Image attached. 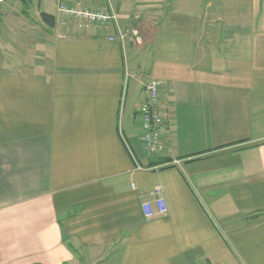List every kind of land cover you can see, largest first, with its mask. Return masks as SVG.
Returning a JSON list of instances; mask_svg holds the SVG:
<instances>
[{"label": "crops", "instance_id": "crops-1", "mask_svg": "<svg viewBox=\"0 0 264 264\" xmlns=\"http://www.w3.org/2000/svg\"><path fill=\"white\" fill-rule=\"evenodd\" d=\"M113 8L141 43L68 27L20 57L0 44V264H264V0ZM155 186L167 211L146 219Z\"/></svg>", "mask_w": 264, "mask_h": 264}, {"label": "built area", "instance_id": "built-area-1", "mask_svg": "<svg viewBox=\"0 0 264 264\" xmlns=\"http://www.w3.org/2000/svg\"><path fill=\"white\" fill-rule=\"evenodd\" d=\"M121 0H56L59 15V24L74 25L80 30L108 31L107 39L125 44L127 41L141 43L143 37L137 27L121 25L113 3ZM6 0H0V7ZM145 99L139 105L140 118V142L149 155L160 153L164 148L161 131L164 120L158 110V83L150 79L142 85ZM127 150L135 161L130 148ZM136 162V161H135ZM136 167L140 168L137 165ZM151 200L142 202L141 210L144 218L150 219L157 215H163L167 211L164 198L160 194V188L155 186L150 191Z\"/></svg>", "mask_w": 264, "mask_h": 264}, {"label": "rangeland", "instance_id": "rangeland-1", "mask_svg": "<svg viewBox=\"0 0 264 264\" xmlns=\"http://www.w3.org/2000/svg\"><path fill=\"white\" fill-rule=\"evenodd\" d=\"M0 11V44L6 48L11 46L12 55L16 57L26 55L28 46L47 43L56 33L75 27L70 23L61 26L59 22L50 27L42 20L41 12L58 15L56 0H6Z\"/></svg>", "mask_w": 264, "mask_h": 264}, {"label": "trees", "instance_id": "trees-1", "mask_svg": "<svg viewBox=\"0 0 264 264\" xmlns=\"http://www.w3.org/2000/svg\"><path fill=\"white\" fill-rule=\"evenodd\" d=\"M40 16L42 18V20L50 27H53L55 25V19H54V16L49 14V13H46V12H41L40 13ZM162 161V160H161ZM158 162L160 161H157V162H152L150 163L149 165H155L157 164Z\"/></svg>", "mask_w": 264, "mask_h": 264}, {"label": "water", "instance_id": "water-1", "mask_svg": "<svg viewBox=\"0 0 264 264\" xmlns=\"http://www.w3.org/2000/svg\"><path fill=\"white\" fill-rule=\"evenodd\" d=\"M62 239L64 240V239H66V236H65V234L62 232Z\"/></svg>", "mask_w": 264, "mask_h": 264}]
</instances>
